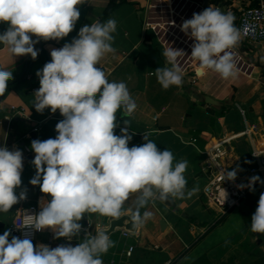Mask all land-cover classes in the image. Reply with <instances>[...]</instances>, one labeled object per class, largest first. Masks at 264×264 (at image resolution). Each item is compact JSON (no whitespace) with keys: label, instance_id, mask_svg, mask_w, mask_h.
<instances>
[{"label":"crops","instance_id":"obj_1","mask_svg":"<svg viewBox=\"0 0 264 264\" xmlns=\"http://www.w3.org/2000/svg\"><path fill=\"white\" fill-rule=\"evenodd\" d=\"M106 1L85 0L78 6L80 18L74 30L60 40L41 39L34 46L38 50L35 59L30 55L15 57L0 44V68L13 73V79L8 82L0 100V147L22 151V184L16 189V194L19 196L21 191L26 190V199L13 205L9 212H0V235L9 231L14 216L21 209L35 204L41 207L43 202L52 199L47 196L50 194L41 192L39 185L30 184L36 169L32 163L35 153L28 134L33 127H38L39 131L55 138L58 135L55 126L64 117L59 110L53 113L48 108L43 112L35 109L34 94L40 87L37 72L51 61V50L62 48L65 43L78 38L83 26L115 19L117 28L112 34L115 52L107 54L98 67L104 70L110 82L123 81L127 84L137 108L131 117L123 116L122 111L117 112L118 127L114 132L120 135L121 128L127 127L128 134L132 136L129 147L142 145L145 142L144 134L151 133L149 139L157 144L159 150L167 148L173 153L174 163L181 160L188 162L184 173L186 191L193 187H198L199 191L191 198L157 200L140 209L141 214L151 212V218L142 227L130 231L128 237L121 233L124 228L110 233L114 247L103 254V264H112V261L114 264L125 261L129 264H169L199 237H202L201 240L177 264H191L202 255H206L213 264H250L264 256V234L253 233L250 225L260 195L264 193V184L254 186V193L246 203L244 200L236 210L226 214L223 222L208 231L218 212L203 196L206 178L201 172L206 158L203 149L208 150L219 139L232 135L224 163L228 171L236 170V179L242 181L239 171L245 172L255 164L251 157L252 145L264 155V48L240 38L238 45L231 50L237 75L225 80L210 70L200 74L198 62L190 57L195 41L182 31L184 21L209 7L231 13L237 27L240 10L259 0ZM7 27L6 23H0V33ZM32 38L36 39L35 36ZM171 46L185 53L178 60L183 84L165 90L157 82L154 71L169 66L162 53ZM192 79H195V83H191ZM206 97L217 103H207ZM238 107L245 111L244 116ZM124 120L129 122V126ZM246 129L249 135L244 133ZM193 139L195 145L190 144ZM250 191L247 195H250ZM137 195L132 194L125 202L123 215L131 217ZM211 210L216 212L213 217L209 214ZM233 216L238 219L231 227L236 231L225 234ZM112 219L86 213L79 221L82 228L78 236L71 240L63 237L57 239L55 233L46 228L38 235L37 246H77L87 235L94 236L98 230L106 229ZM160 220L165 224L163 229ZM236 234L239 237L235 239ZM11 239L10 233L9 241ZM128 244H132L134 249L131 256L126 258L124 252Z\"/></svg>","mask_w":264,"mask_h":264},{"label":"clouds","instance_id":"obj_2","mask_svg":"<svg viewBox=\"0 0 264 264\" xmlns=\"http://www.w3.org/2000/svg\"><path fill=\"white\" fill-rule=\"evenodd\" d=\"M85 0H0V23L7 29L0 33V44L15 57L38 56L35 44L40 40H60L67 37L80 18L78 6ZM231 13L209 7L184 21L182 31L194 39L191 56L200 68L218 73L223 79L235 78L237 67L234 49L241 38ZM117 28L115 19L83 26L78 38L50 52L51 61L37 72L40 87L34 94L33 105L38 112L46 108L64 117L55 130L58 135L45 141L33 140L32 161L36 169L30 180L39 185L52 199L41 205L30 227L36 231L50 228L55 238L71 240L78 236L79 221L89 214H99L117 220L122 217L124 204L132 194H138L131 215L133 227H142L152 213L140 209L150 202L170 198H191L199 189L186 191L185 171L188 162L174 163V155L167 148L159 150L144 134V143L129 147L132 136L128 128L118 127L117 112L131 117L137 108L127 84L110 82L101 67V60L112 47ZM35 36L34 40L32 37ZM162 55L167 67L154 71L157 82L167 90L183 84L178 60L185 56L182 49L172 46ZM13 79L12 71L0 68V96ZM129 126V122L124 120ZM23 154L18 148L0 147V212L7 213L13 205L26 199V190L19 196L16 189L22 184ZM236 170L225 172V179L235 180ZM261 181L251 177L247 187ZM241 188L244 185L240 186ZM227 192L222 187L220 198L225 202ZM251 231L264 234V193L251 218ZM10 231L0 235V264H103L102 256L114 247L104 230L87 235L77 246L59 245L50 248L34 246L31 239L12 237Z\"/></svg>","mask_w":264,"mask_h":264},{"label":"built area","instance_id":"obj_3","mask_svg":"<svg viewBox=\"0 0 264 264\" xmlns=\"http://www.w3.org/2000/svg\"><path fill=\"white\" fill-rule=\"evenodd\" d=\"M109 1L107 0L106 3ZM237 22L241 39L260 44L264 48V0H259L255 5L243 7L239 12ZM191 83H195V79H192ZM238 109L241 115L244 116L245 111L240 107ZM39 130L40 128L33 127L31 132H38ZM244 133L249 135V130L246 129ZM233 136L219 139L208 150L203 149L206 158L202 163L201 172L206 178V183L202 193L208 204L218 212V215L226 214L242 203L250 190L247 185L251 177L258 176L261 181H264V155L254 145H252L251 157L255 160V164L248 167L245 172L239 171L238 174L242 177V181L236 178L235 180L225 179V172L228 170L225 166L224 158L228 152L227 144ZM190 144L195 145V139L191 140ZM263 184L257 181L253 187ZM241 185H244V187L241 188ZM222 187L228 194L225 202L220 198ZM40 211L41 207L36 204L21 209L14 216L9 227L12 237L21 239L27 237L31 239L34 246H37V237L42 230L36 231L29 225L34 220L33 216L38 215ZM121 233L124 237L131 235L130 230L127 229H123ZM133 249L134 246L132 244L126 245L124 256L129 258ZM112 264H114V261H112ZM123 264L129 263L125 261Z\"/></svg>","mask_w":264,"mask_h":264},{"label":"water","instance_id":"obj_4","mask_svg":"<svg viewBox=\"0 0 264 264\" xmlns=\"http://www.w3.org/2000/svg\"><path fill=\"white\" fill-rule=\"evenodd\" d=\"M2 99V96H0V100ZM206 101L209 104H214L217 103L214 100H211L209 97H206ZM29 138L31 139V141L33 140H40V141H45L49 138H51L50 136H48L46 133H44L43 131H38V132H30L29 134ZM50 199L51 196L47 195ZM160 226L163 229L165 227V224L162 220H160ZM119 228H124L130 231H134L135 227H133V223L131 221L130 216L128 215H122L121 218L114 220L112 219L109 222V225L106 229H101L107 232V234L112 233L114 230L119 229ZM264 249V248H263Z\"/></svg>","mask_w":264,"mask_h":264},{"label":"trees","instance_id":"obj_5","mask_svg":"<svg viewBox=\"0 0 264 264\" xmlns=\"http://www.w3.org/2000/svg\"><path fill=\"white\" fill-rule=\"evenodd\" d=\"M28 63H29V61H28ZM24 73H25V70H24ZM227 214V213H226ZM226 214H223V215H219L217 218H216V220H215V222H214V224L213 225H211L210 226V228L208 229V231L212 228V227H214V226H216V225H218V224H220L221 222H223L224 220H225V218H226ZM201 238L202 237H199L195 242H193L188 248H186V249H184L183 251H182V253H180L173 261H171L169 264H177V262H179L181 259H182V257H183V255H185L195 244H197L198 242H199V240H201ZM264 264V256H262V257H260V258H258V259H256L255 261H253L252 263H250V264ZM191 264H213L212 262H210L209 260H208V258L206 257V255H202V256H200L198 259H196L194 262H192Z\"/></svg>","mask_w":264,"mask_h":264},{"label":"rangeland","instance_id":"obj_6","mask_svg":"<svg viewBox=\"0 0 264 264\" xmlns=\"http://www.w3.org/2000/svg\"><path fill=\"white\" fill-rule=\"evenodd\" d=\"M255 4H257V1H255V2L253 3V5H255ZM253 193H254V191L251 190V191H250V195L248 194V195L245 197V199H243L242 203L244 202V200H245L244 203H246V200H247L248 198H250V196H252ZM248 200H249V199H248ZM248 200H247V201H248ZM202 201H204V200L202 199ZM242 203H241V204H242ZM236 209H237V207L234 208L233 210H236ZM209 214H211L210 217H213V215H215L216 212H214V211L211 210V211L209 212ZM218 216H219V215H217V217H218ZM217 217H216V218H217ZM215 220H216V219H215ZM236 222H238L237 217H236V219H235L234 216L231 217L230 220H229V222H228V224H227V228H228V229H225V232H224V233H225V234H231L234 230L236 231V228H231L232 225H234ZM233 234H234V232H233ZM239 234H240V233H239ZM239 234H236V235H235V239L239 237V236H238ZM116 239H117V238H116ZM116 239H115V240H116ZM254 264H255V263H254ZM259 264H260V263H259Z\"/></svg>","mask_w":264,"mask_h":264}]
</instances>
